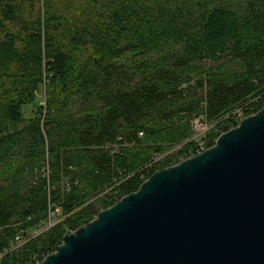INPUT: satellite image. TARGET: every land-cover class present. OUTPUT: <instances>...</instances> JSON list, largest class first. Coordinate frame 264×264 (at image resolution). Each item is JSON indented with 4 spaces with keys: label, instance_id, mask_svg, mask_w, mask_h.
<instances>
[{
    "label": "trees",
    "instance_id": "trees-1",
    "mask_svg": "<svg viewBox=\"0 0 264 264\" xmlns=\"http://www.w3.org/2000/svg\"><path fill=\"white\" fill-rule=\"evenodd\" d=\"M263 105L264 0H0V264H38L188 159L191 119L218 122L208 149Z\"/></svg>",
    "mask_w": 264,
    "mask_h": 264
},
{
    "label": "water",
    "instance_id": "water-1",
    "mask_svg": "<svg viewBox=\"0 0 264 264\" xmlns=\"http://www.w3.org/2000/svg\"><path fill=\"white\" fill-rule=\"evenodd\" d=\"M39 264H264V105L154 172Z\"/></svg>",
    "mask_w": 264,
    "mask_h": 264
},
{
    "label": "rangeland",
    "instance_id": "rangeland-1",
    "mask_svg": "<svg viewBox=\"0 0 264 264\" xmlns=\"http://www.w3.org/2000/svg\"><path fill=\"white\" fill-rule=\"evenodd\" d=\"M212 68H216L215 66H211ZM230 69H232V65L229 67ZM235 69V68H233ZM46 84H47V81H44L42 86H40V89L38 90V93L36 95V103L32 106H28V107H23L22 109V114L24 116V119L25 120H28L29 118L32 117V111L31 109L32 108H35L37 110V108L41 107V106H45V90H46ZM244 112H243V108H237L235 109L233 112H232V116L233 118L235 119L236 117L238 118L239 116H244L243 115ZM201 117V116H199ZM199 117H195L193 119H191L189 122H190V128H191V137L189 139V141H192L193 144H194V147H193V151L195 150H199V149H202V150H206L205 149V146L208 142V135L210 134V132L212 131V129H214L215 125L218 123H215V124H208L205 120V125H206V131L205 132H202L201 134H196L194 132V130L192 129V121H194L196 118H199ZM225 120L227 119V117L224 118ZM233 119V120H234ZM216 141V140H215ZM215 143V142H214ZM192 150L190 151V153L193 152ZM47 157V156H46ZM160 158L159 157H155L153 162L151 164H149L146 169H151L153 167V163L157 162ZM49 161L46 160L45 161V164H44V167L40 173V176L42 178H45L46 180L49 179L50 177V168H49ZM67 188H68V185H67ZM69 189V188H68ZM51 190V189H50ZM109 191V190H108ZM108 191L104 192L102 195H100L99 197H102L104 196ZM96 217V216H95ZM94 217V218H95ZM64 219V216H61V212L59 209H56L55 212L51 213L50 214V217L48 219L47 222H45L43 225H41L40 228H38V230H35L33 232L34 235H38V234H41L45 231H47L49 228L53 227L54 225H56L57 223H59L61 220ZM91 222V221H90ZM85 226V225H84ZM83 227V226H82ZM72 233V232H71ZM67 235V234H66ZM50 255V254H49ZM40 263V262H39ZM38 263V264H39Z\"/></svg>",
    "mask_w": 264,
    "mask_h": 264
},
{
    "label": "built area",
    "instance_id": "built-area-1",
    "mask_svg": "<svg viewBox=\"0 0 264 264\" xmlns=\"http://www.w3.org/2000/svg\"><path fill=\"white\" fill-rule=\"evenodd\" d=\"M244 118H246V117H245V116H239L238 118L236 117V118L234 119V122H235L236 126H238L239 123H240ZM205 124H206V123H205V118H204V116H201V117H199V118H196L194 121H192L191 126H192V129L194 130V132H195L196 134H201L202 132H205V131H206V125H205ZM203 151H204V150H202V149L195 150V151H193L192 154H190V157H189V158H192V157H194V156H196V155L202 153ZM183 161H184V160H183ZM16 245H18V246H21V245H22V240H21L20 237H17V238H16Z\"/></svg>",
    "mask_w": 264,
    "mask_h": 264
}]
</instances>
